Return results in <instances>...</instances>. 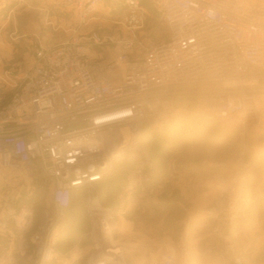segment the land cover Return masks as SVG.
Instances as JSON below:
<instances>
[{
    "label": "built area",
    "instance_id": "2783aa9c",
    "mask_svg": "<svg viewBox=\"0 0 264 264\" xmlns=\"http://www.w3.org/2000/svg\"><path fill=\"white\" fill-rule=\"evenodd\" d=\"M66 2L78 13L79 27L57 46L38 41L37 64L10 82L13 96L0 105V180L24 170L33 189L48 194L49 209L39 223L33 212L21 214L22 230H36L32 252L26 240L20 243V260L50 264L73 195L95 189L130 153L136 164L126 176L119 210L98 198L89 203L94 248L88 264H127L121 252L107 256L119 249L114 233L125 215L124 199L159 187L143 139L200 118L239 130L244 143L248 130L264 125V0H149L168 38L144 51L137 31L148 13L140 0L125 1L121 25L130 36L124 40L81 32L104 0ZM112 45L125 52L99 60ZM246 150L243 144L230 174H216L217 196L200 211L223 242L221 264H244L231 232L243 228L254 196L264 201V186L249 182L253 163ZM8 220L0 215V231L9 232ZM155 264H178L176 251L166 246Z\"/></svg>",
    "mask_w": 264,
    "mask_h": 264
},
{
    "label": "rangeland",
    "instance_id": "374dc122",
    "mask_svg": "<svg viewBox=\"0 0 264 264\" xmlns=\"http://www.w3.org/2000/svg\"><path fill=\"white\" fill-rule=\"evenodd\" d=\"M126 0H104L100 6L96 19L92 21V30L88 32H99L103 36H111L118 40L128 39L129 31L121 25L124 21L123 17L126 10ZM144 8L147 10L148 19L144 26L137 31L142 42L143 51L153 45L168 38V32L160 17L154 10L149 0H140ZM66 0H6L3 14L5 19L10 15L11 20L9 26L5 27L0 37V69L8 70L17 66V62L23 60L20 55L34 53L38 41L42 42L43 24L51 22V18H75L73 10H68ZM61 8L64 9L61 11ZM14 12H10V10ZM78 15V13H77ZM79 17V16H78ZM16 24V36H27V41L33 44L14 45L11 37H15V30L12 27ZM45 26V25H44ZM31 36V37H30ZM66 41L63 40L62 42ZM61 42V43H62ZM26 44V45H25ZM125 51L119 45H112L107 48L106 53L98 59L103 62L115 59ZM7 81L0 79V105H6L13 96V90L7 85ZM264 99V94H262ZM262 99V98H261ZM264 101V100H263ZM194 105V104H191ZM254 129V128H253ZM162 130H179L183 135V141L176 143H168V134L157 133L149 136L147 140L143 139V146L153 161L158 165L155 166V179L159 180L167 174V163L171 159H175L177 164L184 163L199 164L200 167H207L209 184L215 188L214 178L217 173L230 174L234 165L239 158V154L243 149V144L247 148V138L241 143L237 138V133L232 132L230 127L223 126L214 121L189 118L185 121L165 127ZM205 130V131H204ZM205 133L204 136L201 134ZM194 139L190 144L184 143L186 140ZM239 137V136H238ZM136 161L131 157L130 153L125 154V159L118 161L106 180L98 185L95 189L82 194L77 202L83 209L82 214L79 211V204H74L76 210L64 212L62 221L59 226V236L57 242V253L50 264H88V260L94 248V242L91 232V215L89 213V203L98 198L102 206L119 210L121 204V196H123V186L126 176L135 167ZM0 182H4L5 188L1 193L0 215L4 220H8L10 231L15 238V251L10 258L0 255V264H14L21 262L22 240H26L29 244V251L32 252V236L36 230V226L27 232L22 230L20 222L21 214L24 211H31L34 214L35 222L39 223L42 214L49 209L48 194L44 190L33 189L28 182L27 174L24 170H14L7 172ZM134 195V194H133ZM126 197V196H125ZM128 197V196H127ZM130 197V196H129ZM126 199V198H125ZM124 199V201H125ZM4 205H7L5 209ZM5 209V210H3ZM21 227V228H20ZM115 240L119 241V229L114 233ZM16 262V263H17ZM17 263V264H18Z\"/></svg>",
    "mask_w": 264,
    "mask_h": 264
},
{
    "label": "crops",
    "instance_id": "0c3cea01",
    "mask_svg": "<svg viewBox=\"0 0 264 264\" xmlns=\"http://www.w3.org/2000/svg\"><path fill=\"white\" fill-rule=\"evenodd\" d=\"M5 4L6 0L0 1V37L12 19L10 14L5 19ZM73 13L75 18L56 17L43 24L41 39L44 46H57L73 36V31L80 24L77 12ZM13 24L15 37H11V40L14 45L33 44L34 40L28 42L26 35L16 36L18 28L14 21ZM92 27L90 22L81 32L87 33ZM30 51L20 54L23 60L17 62L15 68L0 69V79L7 81L6 85L10 89L11 81L22 79L37 64L34 53H28ZM178 131L161 130L157 136L168 134V143L181 142L183 135ZM231 131L237 133L240 140V131ZM249 134L246 157L253 163L250 183L253 188H258L264 186V127L254 128ZM191 138H184V143L190 144L194 140ZM168 162L166 176L154 180V185L159 186L154 194L142 190L126 197L125 215L119 218L120 252L124 254L127 264H155L167 246L176 251L178 264H221V237L215 232L214 223L200 215V211L210 206L217 196L216 189L209 184V169L192 162L179 165L175 159ZM4 186V182H0V193H3ZM253 203L254 206L248 209L243 228L233 230L231 235L245 258L244 264H264V201L254 196ZM10 230L0 231V255L5 258H10L16 249L15 238Z\"/></svg>",
    "mask_w": 264,
    "mask_h": 264
},
{
    "label": "trees",
    "instance_id": "16d2710c",
    "mask_svg": "<svg viewBox=\"0 0 264 264\" xmlns=\"http://www.w3.org/2000/svg\"><path fill=\"white\" fill-rule=\"evenodd\" d=\"M264 127V125L261 127V128H259V129H262ZM252 131L254 130V129H251ZM252 172H253V170L251 171V174H252ZM126 180V179H125ZM250 180H251V176H250V178H249V182H250ZM125 183V182H124ZM251 184V183H250ZM85 192H80V193H76V194H74L73 195V197H72V203H71V207L66 211V212H71L72 210H76V208H74V204L76 203V204H79L78 202H77V199H79V197H81L82 196V194H84ZM254 204L255 203H253V204H251V206H254ZM79 206H80V204H79ZM79 211H80V213L82 214V211H83V209L81 208V206H80V208H79Z\"/></svg>",
    "mask_w": 264,
    "mask_h": 264
},
{
    "label": "bare ground",
    "instance_id": "6f19581e",
    "mask_svg": "<svg viewBox=\"0 0 264 264\" xmlns=\"http://www.w3.org/2000/svg\"><path fill=\"white\" fill-rule=\"evenodd\" d=\"M110 249H111V248H110ZM119 252H120L119 249H116V250L112 249V250H109V251H108L107 256L112 257V256L118 254Z\"/></svg>",
    "mask_w": 264,
    "mask_h": 264
}]
</instances>
